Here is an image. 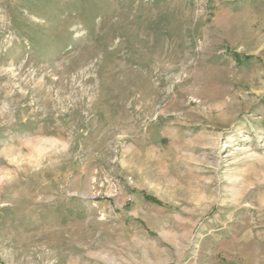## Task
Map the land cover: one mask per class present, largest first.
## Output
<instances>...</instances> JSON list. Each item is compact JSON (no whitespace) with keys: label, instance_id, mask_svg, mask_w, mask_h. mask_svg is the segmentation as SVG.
Returning a JSON list of instances; mask_svg holds the SVG:
<instances>
[{"label":"rangeland","instance_id":"rangeland-1","mask_svg":"<svg viewBox=\"0 0 264 264\" xmlns=\"http://www.w3.org/2000/svg\"><path fill=\"white\" fill-rule=\"evenodd\" d=\"M0 264H264V0H0Z\"/></svg>","mask_w":264,"mask_h":264},{"label":"clouds","instance_id":"clouds-1","mask_svg":"<svg viewBox=\"0 0 264 264\" xmlns=\"http://www.w3.org/2000/svg\"><path fill=\"white\" fill-rule=\"evenodd\" d=\"M4 178H5V179H7L8 177H7V176H5Z\"/></svg>","mask_w":264,"mask_h":264}]
</instances>
